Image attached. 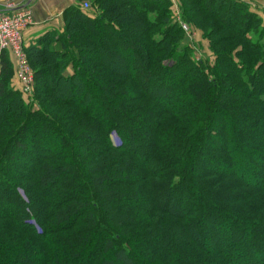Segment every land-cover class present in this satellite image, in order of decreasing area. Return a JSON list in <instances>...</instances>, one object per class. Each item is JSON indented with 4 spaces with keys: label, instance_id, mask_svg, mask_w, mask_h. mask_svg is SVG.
<instances>
[{
    "label": "trees",
    "instance_id": "trees-1",
    "mask_svg": "<svg viewBox=\"0 0 264 264\" xmlns=\"http://www.w3.org/2000/svg\"><path fill=\"white\" fill-rule=\"evenodd\" d=\"M180 1L212 62L192 57L171 0H78L90 8H68L62 32L26 48L33 103L12 85L4 53L0 251L16 252L0 264H252L245 246L233 256L228 242L209 248L201 237L216 242L231 223L250 229L251 247L264 244V19L242 0ZM118 40L124 55L111 52ZM100 50L123 71L96 59ZM83 89L115 114L94 115L82 99L78 108L71 94ZM50 138L58 151H42ZM28 151L35 155L18 163ZM76 187L82 195L70 198Z\"/></svg>",
    "mask_w": 264,
    "mask_h": 264
},
{
    "label": "rangeland",
    "instance_id": "rangeland-1",
    "mask_svg": "<svg viewBox=\"0 0 264 264\" xmlns=\"http://www.w3.org/2000/svg\"><path fill=\"white\" fill-rule=\"evenodd\" d=\"M12 1H16V0H12ZM172 1V7H171V12H172V21L174 22V23H176V24H178L179 26H181L182 27V29H183V31H184V33H185V35H186V38H187V41H186V44H189V46L193 49V53H192V57L195 59V60H200V59H206V58H208L211 62L214 60V58H213V54L210 52V50H209V42H208V40L207 39H204V36H203V31L202 30H200L199 28H197V27H194L191 23L189 24V23H187L185 20H184V18H183V15H182V11H181V1L180 0H171ZM258 2L260 1V2H264V0H257ZM262 5V4H261ZM251 8H252V10L254 11V12H257V13H260L261 15H263L262 13V11L261 10H259L258 8H257V5H256V3L254 2L253 4H251ZM260 15V16H261ZM184 26H186L187 27V30H185L184 29ZM99 35V34H98ZM123 40H125L126 42H128V40H129V38L127 37V36H125V37H123ZM119 42H118V44L120 45V46H118V45H116L117 47H112L111 48V52L113 51V52H117V53H119V54H121V55H124L123 53H122V40H118ZM185 43V42H184ZM128 46V45H127ZM130 47V46H129ZM128 48V47H127ZM126 48V49H127ZM127 54H129L130 55V57H132L133 55H136V52H134V51H132L130 48L129 49H127ZM95 58L96 59H107L106 58V54L103 52V51H98L97 53H96V56H95ZM127 60H128V62L131 64V63H133L132 62V59L131 60H129V58H127ZM107 63H108V68L109 69H111V70H115V71H117V72H122L123 71V68L120 66V65H118V64H116V63H114L113 62V60L112 59H107V61H106ZM129 74L130 75H133V73H132V70L130 69L129 70ZM12 82H13V86H14V88H18V83H17V80H16V77H15V74H14V76H13V78H12ZM85 92H87L85 89H83L82 90V92L79 94V95H76V94H74V93H72L71 94V100L75 103V105L78 107V108H80V109H84V105H82V103L85 101H87V103H92L91 105V111H92V114H94V115H98L99 113H100V110L102 109V108H105V109H107L108 110V106L107 105H105L104 104V102L102 101V100H98V101H91L90 99H89V97H87V94L85 95ZM23 97H24V99L27 101V103H33V97H34V93L33 94H31V95H27V96H25V95H23ZM79 99H82V101L81 100H79ZM162 97H160V99L158 100V103L160 102V105H161V102H162ZM88 100H89V102H88ZM182 100H186V101H183L181 104V106L182 107H188V103H186V102H188V99L186 98V97H184V99H182ZM80 101V102H79ZM119 102H120V100L118 101V100H116L115 101V104L118 106L119 105ZM109 112H111V114H115V111L114 110H112V108H110L109 110H108ZM230 114V113H229ZM229 116H232L231 114L229 115ZM113 119V118H112ZM111 121V120H110ZM112 122H115L114 121V119L112 120ZM145 123H144V120H142L141 118L138 120V123H137V125H135V126H133L134 127V129L135 128H138L139 126H142V125H144ZM260 126H263L262 125V123L260 124ZM132 127V128H133ZM36 130V129H35ZM37 132V131H36ZM117 136H116V134L114 133V134H112L111 135V139H112V141L114 142V144L115 145H117L118 144V139L116 138ZM231 138V137H230ZM234 138H237V136L236 137H232L231 139H232V142H234L235 140H233ZM144 139V137L142 136V138H141V140H138V146L139 147H144V143H143V140ZM227 139L229 140V138L227 137ZM227 139H226V141H227ZM47 144L48 145H43V144H41L40 146H41V149H42V151H58V145H57V143H55V140L53 139V138H50V139H48L47 140ZM215 144H217V145H220V143L219 142H216ZM27 154H24V153H22V154H20V155H18V163H22V162H24L25 160L26 161H29V156H34L35 155V153L33 152V153H29V151L28 152H26ZM139 153V156L140 157H143V154H142V152H138ZM244 166H246L245 164H243ZM223 167H225L226 169H232V168H229L226 164L224 165H222ZM222 166H221V168H222ZM198 168L200 169V170H212V171H216V172H218V173H221L220 171V166L219 165H213L212 163L210 164H204L203 162H202V164H200L199 166H198ZM220 170V171H219ZM253 171H257V172H259L258 171V169H253ZM71 175V174H70ZM247 177H248V175H247ZM79 188L78 187H76V190H74L73 192H71L72 194H70L69 195V197L70 198H75V197H77V196H81L82 195V191L80 192L79 190H78ZM20 193H21V195H22V197H23V199L26 201V203H29V199H28V197L26 196V194H25V192L23 191V190H20ZM73 194H75V195H73ZM56 201H57V198H55V199H53V200H51L49 203H48V206L50 207V208H52V205H54L55 203H56ZM172 207H173V205H175L174 204V202H172ZM186 209V208H185ZM5 212H10L11 210H10V208H8V207H6V208H4L3 209ZM34 224V226L37 228V230H38V232H40L41 231V229H40V227L38 226V224L35 222V221H31L30 222V224ZM213 226V225H212ZM250 229L248 228V227H246V228H239V227H233V225H231V223H224V225H222V227H221V229H220V233H219V235L221 236V238L219 237V239H218V241H213V240H211V239H207V238H204L203 236L201 237V241H202V243L206 246V247H209V248H214V247H216V243L217 242H219L220 243V241H221V243H223V244H226L227 242V245H230V246H232V249H231V251L229 252L230 253V255H236V254H239V252H240V249H241V247H242V245L243 246H245L246 248H248L250 251H251V253H252V256H253V262H252V264H259V261H260V259L261 258H263L264 257V244L263 245H261V246H259V247H251L250 246V241L249 240H251L252 238H251V234H250ZM237 232V233H236ZM247 238L249 239V240H247ZM234 246V247H233ZM15 252H16V250L15 249H13L12 247H10V245H7V246H5L1 251H0V253H1V256H0V262L2 263V261H4V262H7V263H9V262H11L12 260H13V258H14V254H15ZM241 253V252H240ZM39 254L37 253V251L36 250H34V251H32L31 252V257H33L34 259H36V260H39V256H38ZM233 259V258H232ZM236 258L234 257V261H232L233 262V264H237V262H236V260H235ZM40 264V263H39Z\"/></svg>",
    "mask_w": 264,
    "mask_h": 264
},
{
    "label": "built area",
    "instance_id": "built-area-1",
    "mask_svg": "<svg viewBox=\"0 0 264 264\" xmlns=\"http://www.w3.org/2000/svg\"><path fill=\"white\" fill-rule=\"evenodd\" d=\"M90 6L89 2H84L82 9L88 10ZM33 23L29 9L19 7L12 0H0V74L3 55L8 52L14 60L18 86L25 96L35 90V74L24 46V32Z\"/></svg>",
    "mask_w": 264,
    "mask_h": 264
},
{
    "label": "crops",
    "instance_id": "crops-1",
    "mask_svg": "<svg viewBox=\"0 0 264 264\" xmlns=\"http://www.w3.org/2000/svg\"><path fill=\"white\" fill-rule=\"evenodd\" d=\"M242 1L250 5L255 2L257 8L263 12V15L258 14L264 19V2L257 0ZM14 2L19 7L29 9L34 18V23L24 32L25 49L32 45H38L40 39L50 32H62L65 11L72 6L80 5L82 8L83 5L78 0H16Z\"/></svg>",
    "mask_w": 264,
    "mask_h": 264
}]
</instances>
